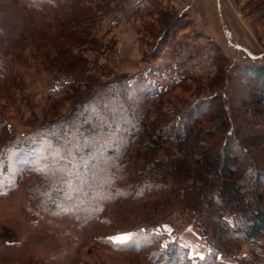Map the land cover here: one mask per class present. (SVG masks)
Here are the masks:
<instances>
[{
  "label": "rangeland",
  "instance_id": "374dc122",
  "mask_svg": "<svg viewBox=\"0 0 264 264\" xmlns=\"http://www.w3.org/2000/svg\"><path fill=\"white\" fill-rule=\"evenodd\" d=\"M9 1L0 0V6ZM12 1L0 21V264H167L165 256L155 259L175 246L179 262L168 264H203V259L206 264H264V238L254 249L249 243L220 246L218 228L200 221L189 200L170 205L160 199L152 211L153 202L130 197L127 180L114 182L117 198L103 192L96 183L99 161L91 174L90 202L51 207L43 195L54 186L51 170L41 165L25 175L18 159L25 155H16L42 125L70 112L87 92L84 84L91 90L133 92L132 76L138 74L155 87L152 106L162 108L169 120L181 116L183 121L191 104L212 97L211 107L204 104L194 112L208 111L195 131L211 130L224 102L236 113L228 121L234 131L243 137L247 130L257 132L259 125L249 123L259 119L241 104L250 99L251 86L239 74L240 66L264 65V0H141L143 9L134 14L137 0ZM183 2L190 6L185 13ZM166 28L170 31L163 36ZM221 135L213 134L211 141ZM140 140L124 159L129 175L165 160L163 151L139 147ZM240 143L261 164L262 157ZM52 145L43 141L40 146L51 154ZM64 160L75 172L76 158ZM155 218L160 220L153 228L143 225ZM123 236L129 238L116 239ZM132 242L148 247L132 250Z\"/></svg>",
  "mask_w": 264,
  "mask_h": 264
},
{
  "label": "trees",
  "instance_id": "16d2710c",
  "mask_svg": "<svg viewBox=\"0 0 264 264\" xmlns=\"http://www.w3.org/2000/svg\"><path fill=\"white\" fill-rule=\"evenodd\" d=\"M69 1L76 4L80 0H66L64 3L69 4ZM12 4V0L6 5L1 4L0 21L5 9ZM168 31L166 28L162 35H167ZM162 38H159V43L163 41ZM240 68L239 76L252 90L248 93V102L242 100L241 104L247 109L251 108L255 118L259 119L249 123L252 128L259 125L257 132L249 134L255 130H247L243 137L244 134L234 131L228 121L236 113L224 102L215 112L218 120L215 126L211 130L195 131L208 111L202 110L198 116L194 112L199 111L204 104L211 107L209 104L216 102L212 97L211 102L207 100L191 104L185 110L183 121L181 116L177 121L169 120L162 108L152 106L154 96L151 92L155 87L146 82L143 74H138L132 76L135 83L133 92L129 88L128 91L102 86L91 90L84 84L87 92L80 93L66 116L42 125L40 132L30 140L31 143L21 144L16 154L25 155L18 157L23 161L20 169L25 175L38 172L41 165H45L44 170H51L49 178L54 181V186L51 184L49 187L53 188L52 191L49 189L43 195L49 196V205L52 207L74 201L79 204L80 200L90 202L93 195L88 189L94 187L91 174L99 161L102 168L96 183L100 190L113 198H117L119 193L114 182L127 180L129 185L125 187L128 193L132 191L130 197L134 201L147 199L153 202L150 206L152 211L155 210V201L163 200L173 205L189 200L200 221L218 228L220 246L233 247L235 243H249L254 249L257 242L264 238V65H244ZM131 98L138 102L137 105L136 102L130 103ZM215 133L222 134V138L212 142ZM142 136L148 141L140 140ZM139 140L144 144L139 147L163 151L165 160L153 161L143 173L135 174L132 169L129 175L128 163L124 159L133 151L131 145L135 147ZM43 141L53 143L51 154L44 152L45 146H40ZM240 142L252 147V152L262 157L261 164L255 162ZM69 156L76 158L73 173L69 172L71 167L64 160ZM52 166L60 167V171L51 169ZM191 182L196 183V186L191 185ZM185 205L179 204L178 207L182 211H191L190 206ZM159 220L155 218L143 225L151 229ZM147 244L137 246L132 242L130 249L147 248ZM175 247L174 251L177 250ZM173 250L160 254L155 263L162 260L163 256L167 264L179 262ZM206 263L209 261L203 259V264ZM210 263L213 264L211 260Z\"/></svg>",
  "mask_w": 264,
  "mask_h": 264
},
{
  "label": "crops",
  "instance_id": "0c3cea01",
  "mask_svg": "<svg viewBox=\"0 0 264 264\" xmlns=\"http://www.w3.org/2000/svg\"><path fill=\"white\" fill-rule=\"evenodd\" d=\"M134 1L135 0H133V2ZM140 1L141 0H137V2H136L137 6L136 7H134L133 4H132V8L134 7V9L132 10V14H134L135 12H140L143 9V6H141L142 4L140 5ZM189 1H192V0H189ZM182 4H183V7H182V9L180 11L185 13L186 11H188L190 9L189 8L190 6L189 5L188 6L184 5V2ZM138 10H140V11H138ZM132 46H133V44H132ZM135 59H136V54L134 53V56H133L132 60H135ZM133 73H135V72H133Z\"/></svg>",
  "mask_w": 264,
  "mask_h": 264
},
{
  "label": "snow or ice",
  "instance_id": "6c2138e0",
  "mask_svg": "<svg viewBox=\"0 0 264 264\" xmlns=\"http://www.w3.org/2000/svg\"><path fill=\"white\" fill-rule=\"evenodd\" d=\"M129 237L127 236H123V237H117L116 239L119 241V242H124L125 240H127Z\"/></svg>",
  "mask_w": 264,
  "mask_h": 264
}]
</instances>
